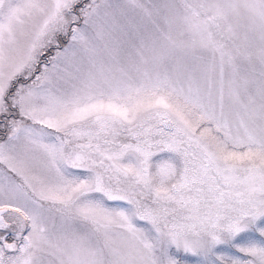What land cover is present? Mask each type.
Listing matches in <instances>:
<instances>
[{"label": "snow or ice", "instance_id": "obj_1", "mask_svg": "<svg viewBox=\"0 0 264 264\" xmlns=\"http://www.w3.org/2000/svg\"><path fill=\"white\" fill-rule=\"evenodd\" d=\"M0 264H264V0H0Z\"/></svg>", "mask_w": 264, "mask_h": 264}]
</instances>
